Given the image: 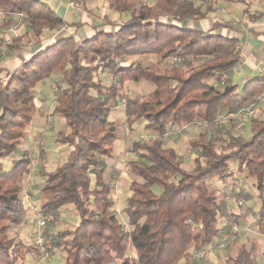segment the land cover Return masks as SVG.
Returning a JSON list of instances; mask_svg holds the SVG:
<instances>
[{
	"label": "trees",
	"instance_id": "16d2710c",
	"mask_svg": "<svg viewBox=\"0 0 264 264\" xmlns=\"http://www.w3.org/2000/svg\"><path fill=\"white\" fill-rule=\"evenodd\" d=\"M104 1L118 13V22L104 21L84 41L73 35L57 37L12 69L0 67V264H23L27 255L38 252L10 235L27 222L21 181L30 172L28 159L12 161L7 172L2 160L24 141L36 113L35 86L53 72L61 74L63 86L51 114L61 116L66 127L56 142L72 150L52 171L42 170L39 192L40 212L71 206L78 218L72 230H60L47 246L65 254L62 264H190L189 249L216 245L226 230L220 229L221 220L238 221L226 211L223 197L208 186L214 179L228 184L235 178L234 167L255 182L260 207L254 225L264 237V118L250 121V136L227 130L219 147L218 137L210 132L221 130L208 127L199 132L188 141L196 152L190 168L183 167L177 152L160 139L169 130L191 124L209 126L222 110L227 113L254 103L264 91V77L239 92L236 86L220 88V74L239 62L238 41L213 31L184 29L183 22L204 16L191 1L156 0L152 5L141 0ZM0 9L10 16L5 26L13 15H23L36 38L45 29L64 26L39 0H0ZM124 13H129L126 21ZM22 36L11 38L10 47L20 48ZM141 55L159 60L127 64V59ZM165 59H177L180 65L173 61L165 67ZM100 70L112 71L117 85L105 87L96 81ZM126 83L151 88L145 96L125 99L127 127L143 122L144 131L156 135L133 139L127 146L134 157L127 166L136 178L122 207L130 231L115 214L112 187L105 177L106 160L114 155L118 140L110 112L124 100ZM256 260L255 245L243 244L236 254L226 256L225 264H257Z\"/></svg>",
	"mask_w": 264,
	"mask_h": 264
},
{
	"label": "rangeland",
	"instance_id": "374dc122",
	"mask_svg": "<svg viewBox=\"0 0 264 264\" xmlns=\"http://www.w3.org/2000/svg\"><path fill=\"white\" fill-rule=\"evenodd\" d=\"M40 1L45 3L48 2V0H40ZM92 2H95L94 4L95 8L92 9L94 15H101L103 8L108 9L107 3H105L104 0H93ZM114 13H115L114 10L110 12L108 11V18H111L113 15H115ZM9 17H10L9 15H7L2 9H0V67H7L9 69H12L21 62V59L25 55H27L28 51L30 52L36 50V48L38 47L37 45L39 43L38 41L43 40L44 42H47L48 39L52 40L53 36L49 33L43 32L41 33V37L36 38L31 30H27V28L23 29V24H24L23 15L21 16L13 15L12 18L10 19L11 23H8L9 25L5 26V23L8 22ZM125 17L128 18V15H126ZM122 20H124V17L122 18ZM20 35H23L20 41L21 49L11 48L10 47L11 45L8 44L11 42V38H15ZM158 60L159 57L157 56L150 57L147 55H141L135 58H129L126 60V62L141 63L143 65H148ZM173 61H174L173 59H165L163 60V65L165 67H169ZM174 62L177 65H180L179 61H174ZM111 73L112 71L110 70L104 72L100 70L95 74V79L105 87L113 84L117 85V77L110 78ZM49 80L50 79L48 78L43 83H49L50 82ZM210 82L212 83V81ZM62 86L63 85L61 81V74L57 73V76L52 79V85L50 87L53 91L54 96H56L58 90H60ZM220 88H223V86ZM150 91L151 88L147 85H144L143 83L139 85L126 83L122 88L124 100L128 98H135L138 96H145ZM222 111L225 112L226 110H222ZM221 116H223V114ZM110 119L112 118L110 117ZM113 119L112 121H114L113 123L118 128V131L120 133L119 134L120 137L118 136L116 146L117 145L123 146V149L121 153L117 154V156L114 155L115 161H118L119 164L118 169H114V170L109 169L108 172L106 171L105 177L109 182L110 186L112 187V189H114V192L115 191L118 192V193H113V195L110 196V199L113 209L115 210V214L119 219L118 216L119 212L116 211H120L121 209L120 204L122 203V201L120 200L124 199L130 182L136 178L131 173L129 167L127 166V161L129 160V156L122 155L121 156L122 160H119L120 158L118 159V155H121L122 153L126 152V147L127 145H129L131 140L149 139L156 137V135L144 131L143 122L135 123L130 128H128L126 125L125 117L113 118ZM58 122L59 121L57 119L55 121L56 129L59 128ZM248 122L249 120L241 123L239 119H232V120H225L222 122V124H219L215 121L209 126L206 124H191L183 128L182 130H169L163 136H161L160 139L163 141L164 147H171L177 152V154L181 158L183 167L190 168L192 164V160L196 156V152L191 150L189 147L188 141L190 139L194 138L199 132L203 133L206 130H208V127L209 129L212 128L213 130L218 129V131L219 130L221 131L219 132V134L217 131H214V133H216L214 136L218 137L216 145L219 147L222 143L224 144V141L226 139L224 133H226L227 130L230 131V133L232 134L236 133L237 131L243 135L250 136L251 131H250V126L247 124ZM43 129L44 126L43 128H41L40 125H36L34 131L35 132L37 131V133L40 134ZM222 134H223V138H221ZM39 142L38 144H40V147L43 148L44 142L42 140H40ZM122 142L124 144H121ZM38 144L36 146H38ZM39 152H40L39 155L37 154L27 155L28 162L30 160L37 162L38 163L37 167L40 164L39 156H41L42 150H40ZM14 154L15 153H13L11 156H14ZM60 158L61 157H58L52 160L53 162H51V165L54 166L59 162L62 163L63 161H60ZM5 160H2L4 161L3 166H5L3 171L7 172L9 170V167H7L9 165V162H6ZM29 168L33 169V165L31 166L30 163L28 165V169ZM233 172L235 173L234 176L235 178L230 179L229 180L230 182H228V184L225 185L220 180L214 179L211 182H209L208 186L210 188L216 189L220 198L223 197V199L225 200L226 211L228 213L235 212L239 214V216H236V219H238V221L231 220L229 218H225L221 220L219 227L221 229L226 228V230L224 231L222 230L219 236L216 238L215 248L212 249L206 248L208 250V253L200 258L192 257V254L198 249H193V248L189 249L191 255L190 264H225V257L228 254L231 255L236 254L239 247L243 244L246 246H250V244H254L257 264H264V237L259 235L254 225L255 223L254 213H256L260 207L258 193L254 185L255 182L253 179L249 178L246 173L238 174L235 167L233 169ZM25 194L26 193L22 192L21 197L24 201V206H27L28 203L27 201L29 197L27 200L24 199L23 197L25 196ZM239 201L241 202V204H238ZM68 209H69L68 212L66 214L63 213V215L57 214V212L52 213V221H49L44 228L45 242L41 246V248H39V244L36 243V224H37V220L46 214L40 212V208L36 209V211H33V209L28 208V216L26 219H29V222L19 227L18 232L10 233L12 237L17 235V238L21 240L24 244L28 245L29 247H34L38 250V252L36 253L27 255L23 264H62L64 262L65 254L63 252H61L59 249L55 250L47 246L51 244L50 240L57 232L66 229L72 230L76 226L77 218L75 214L70 210V208ZM123 227L126 231H130L131 229L126 224L123 225ZM128 255L130 258L134 256V251L132 248H129ZM116 264H121V263L116 262ZM179 264H183V261L180 262Z\"/></svg>",
	"mask_w": 264,
	"mask_h": 264
},
{
	"label": "crops",
	"instance_id": "0c3cea01",
	"mask_svg": "<svg viewBox=\"0 0 264 264\" xmlns=\"http://www.w3.org/2000/svg\"><path fill=\"white\" fill-rule=\"evenodd\" d=\"M92 1L93 0H83L81 4L71 2L70 0H48L47 3L43 2L47 4V6L63 20L64 26L55 31L45 29L42 31V33L44 32L51 34L53 36L52 40L50 39L51 41H53L57 37H67L69 35H73L74 39L79 42L91 38L94 35L96 29H98V27L102 25L104 21L107 20L112 23H116L119 21V16L115 11V15H113L111 18H108V11H112L109 8H103L101 15H94L92 9L95 8V2ZM141 1L152 5L156 0ZM188 1H191L196 6H198L204 16L198 21L183 22L181 26L184 29H196L198 31H213L214 33L238 41L237 49L239 51V62L231 70L228 71V78L226 84L236 86V90L239 92L248 82L254 80H261L264 77V0ZM126 15H128L129 18V13H124L122 16V18L124 17L123 21H126L128 19L127 17H125ZM25 25L26 24L24 22L23 29L26 28ZM50 40L48 39L47 42H44L43 40L38 41L39 43L37 45V48H41L47 45L51 42ZM34 51H28L27 55H25L21 59V61L25 57L31 55ZM147 56L152 57V55ZM57 73L58 72H53L52 74L47 76L42 82L36 84L34 94L36 104L35 116L30 126L27 127L24 141L18 147L17 152L14 154V156H11L8 158V160H6V162H9V165L7 167H9L10 169L12 161L19 160L22 157L27 158V155L31 154L39 155V151L42 150L41 156H39V166L37 167L38 163L35 162L33 169L29 168V174L25 176L21 181L22 192L28 195L29 199L27 202L29 204V207H33L35 211L36 209L40 208L41 203L39 189L42 185V182L44 181V177L41 174L42 170L45 172H49L48 170L52 171L57 165L61 163L59 162L58 164L52 166V160L61 157L60 161H64L66 156L72 150L71 146L66 144H59L56 142V137L60 130H66L64 119L61 116H55L51 114V111L55 106L56 96H54L53 91L50 87L52 85V79L57 76ZM48 78L50 79V82L43 83ZM263 111L264 103H257L256 112L254 116L249 119V122L247 124L250 126V121L253 118H264ZM224 113L225 112L222 111V114ZM110 117L112 119L125 117L124 108L120 106V103L116 108H114L110 112ZM57 119L59 121L58 129H56L55 127V121ZM36 125H40L41 128H43L44 126V129L40 134H38L37 131H34ZM119 134L120 133L118 131V136ZM40 140L44 142L43 148H41L40 144H38ZM37 144L38 146H36ZM121 144L124 143L122 142ZM122 149L123 146H116L115 144L114 155L117 156L118 153L122 152ZM114 155L112 156V158L106 160L107 172L109 171V169H118L119 164L118 161H115ZM122 155L129 156V160L127 161V163L134 158L132 154L128 153L127 147L126 152L122 153L121 155H118V159L120 158L119 160H122ZM113 193L118 192H114V189L111 188L110 196L113 195ZM129 195L130 191L128 186V190L126 191L124 199L120 200L122 201V203L120 204L121 209L120 211H116L119 212V221L123 225H128L127 218L122 212V207L125 203L126 198L129 197ZM29 207H25L26 218L28 216ZM68 208H70L71 210V206L62 207L60 210L57 211V214H66L69 210ZM73 213L75 214V212ZM230 214L235 217L239 216V214L235 212ZM26 220V223H28L29 219ZM212 248H215V245L213 247H207V249Z\"/></svg>",
	"mask_w": 264,
	"mask_h": 264
},
{
	"label": "built area",
	"instance_id": "2783aa9c",
	"mask_svg": "<svg viewBox=\"0 0 264 264\" xmlns=\"http://www.w3.org/2000/svg\"><path fill=\"white\" fill-rule=\"evenodd\" d=\"M174 61H178L177 59H173ZM110 78H114L113 73L110 74ZM228 75L227 73H221L220 74V82L219 85L223 86L226 84ZM206 83L210 84V85H214V83H211L210 81H206ZM259 102H263L264 103V91L263 93L257 97L256 101L246 107L240 108L236 111H229L226 114H223V116H221L220 118L215 119V121L219 124H222L223 121L225 120H232V119H239L241 123L248 121L249 119H251L255 112H256V104ZM120 106L122 108H124L125 106V100H121L120 101ZM239 125V124H238ZM220 126V125H218ZM221 128V127H220ZM237 132V131H236ZM210 134L214 137V131L213 133L210 132ZM30 165L34 166L35 161H29ZM24 199H28V196L25 194V196L23 197ZM22 202L24 204V201L22 199ZM238 204H241V202L239 201ZM27 207H29V204L27 203ZM31 209H33V207H29ZM33 211H35L33 209ZM52 221V213H46V215H44L43 217H40L37 220V224H36V243L39 244V248H41V246L44 244V228L46 226V224ZM16 232V230H14V233ZM208 253V250L206 248H201L198 249L197 251H195L192 254V257L194 258H200L202 256H205Z\"/></svg>",
	"mask_w": 264,
	"mask_h": 264
}]
</instances>
